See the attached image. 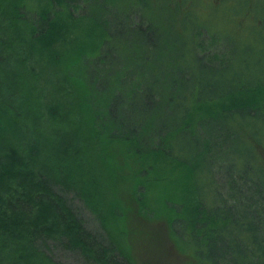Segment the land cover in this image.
<instances>
[{"label": "trees", "instance_id": "16d2710c", "mask_svg": "<svg viewBox=\"0 0 264 264\" xmlns=\"http://www.w3.org/2000/svg\"><path fill=\"white\" fill-rule=\"evenodd\" d=\"M29 1L0 0V264H134L132 211L188 264H264V81L226 76L264 60V0Z\"/></svg>", "mask_w": 264, "mask_h": 264}, {"label": "rangeland", "instance_id": "374dc122", "mask_svg": "<svg viewBox=\"0 0 264 264\" xmlns=\"http://www.w3.org/2000/svg\"><path fill=\"white\" fill-rule=\"evenodd\" d=\"M206 2H211L214 5H219V0H204ZM201 3V1H200ZM29 5L33 8H37V5L32 0L29 1ZM200 13L210 15L209 8L199 7ZM248 10V3L241 1L240 6L237 8V12L228 10L226 12L227 16H232V18H244ZM260 12V10H259ZM238 13V14H237ZM215 19V18H214ZM219 23L222 24V19L218 16ZM250 20V19H249ZM248 20V21H249ZM240 20L236 21L238 23ZM245 23V20H242ZM223 25V24H222ZM226 28L228 26H225ZM229 66L232 68L226 76L232 77L230 73L238 70L237 76L243 77L247 81H256L258 78L264 81V60L258 59L251 62L241 61H231ZM220 78V76H219ZM125 193H117L114 198L122 199L125 198ZM68 198L73 205V207L78 211L81 217L85 220L86 225L92 231L101 230L98 221L92 216V214L84 207L81 200L74 199L71 195ZM113 199V195H111ZM153 205V204H152ZM134 208H138L136 205ZM162 215H172V213L160 212ZM159 215V214H158ZM154 214L150 213L147 217H143L138 213L129 212L127 215V229L126 233L129 235V242H125L129 256L131 257L134 264H188L190 258L184 256L175 245L174 240L170 234V226L166 218H154ZM113 218H109L108 229L113 234L114 238L121 239V231L125 229L123 221H113ZM57 246V247H55ZM52 247L54 250H52ZM51 250L54 255V259L66 264H96L93 261L87 260L82 253L77 250L66 249L62 244L52 245Z\"/></svg>", "mask_w": 264, "mask_h": 264}]
</instances>
